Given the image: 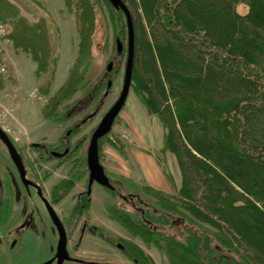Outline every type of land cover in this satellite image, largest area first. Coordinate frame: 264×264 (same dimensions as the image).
Wrapping results in <instances>:
<instances>
[{"label": "trees", "instance_id": "trees-1", "mask_svg": "<svg viewBox=\"0 0 264 264\" xmlns=\"http://www.w3.org/2000/svg\"><path fill=\"white\" fill-rule=\"evenodd\" d=\"M102 1L118 38L127 35L123 11L109 0H77L78 56L45 106L46 119H58L65 110L83 114L95 106L81 119L85 121L99 109L108 82L100 77L90 84L86 77L93 58L95 8ZM124 1L135 25L132 85L148 114L160 119L162 152L175 155L182 183L173 187L174 194L145 187L164 213L147 210L145 219L135 220L127 210L111 207L110 215L133 236L159 246L171 264H264V0ZM240 2L249 6L245 15L236 9ZM0 22L13 25L9 38L31 55L37 75L50 71L53 78L57 60L51 57L47 23H31L9 0H0ZM81 121L71 128L73 133ZM83 145L74 144L73 171L57 187L61 197L86 169ZM166 213H185L192 223L184 241L163 231L169 223ZM122 241L131 259L154 264L138 244Z\"/></svg>", "mask_w": 264, "mask_h": 264}, {"label": "rangeland", "instance_id": "rangeland-1", "mask_svg": "<svg viewBox=\"0 0 264 264\" xmlns=\"http://www.w3.org/2000/svg\"><path fill=\"white\" fill-rule=\"evenodd\" d=\"M9 1L15 4L19 8L20 15L31 23L40 20L47 23L51 57L56 58L57 67L53 78L50 71L37 75V63L31 55L21 48H16L14 41L9 38V32L11 28L13 29V25L10 23L9 26H5V29H0V63L6 68L5 71H0V126L7 132L15 146L24 150L29 165H33L32 169L41 176L42 185L46 193L50 194L53 186L73 171L72 163L69 161L62 164L56 159H49L48 161L39 157L35 149L32 148L33 142L45 141L57 144L60 139H65L68 136L67 131L71 128L74 129V124L80 122L86 113L95 111V106H88L83 114H72L65 110L55 120L46 119L43 114L45 106L49 105L51 98L57 94L68 79L78 56L80 36L76 18L78 13L77 0H71V4L66 0ZM236 9L240 14L245 15L249 11V6L240 2L237 4ZM95 11L96 28L92 35L93 58L86 80L88 79L92 84L98 78L103 77L106 83L112 80V86L104 88L96 114L85 121H81L80 126L78 124L80 128L68 136L72 141L80 140L84 143L81 154L84 156L85 162L86 150L94 129L121 93L127 57V35L122 38L123 41L120 39L122 36L118 38L119 35L115 33L113 23L110 20L109 9L104 1L97 3ZM118 40H121L125 47L121 53L117 51ZM111 61L114 63L113 70L108 72L107 65ZM83 93V90L79 91L72 101L75 98H80ZM69 102L64 105L69 104ZM126 116L131 118L135 116V119L138 120L148 119L150 122L145 131L148 135L151 133L156 138L154 142L162 140V132L156 119H154L155 117L152 118L149 114L143 112L132 85L126 104L116 118L109 136L101 140L100 159L102 164L108 166L105 171L115 186L119 188L123 186L121 189L123 194H137V197H134L137 199L127 202L132 205L136 204V206L133 205V208L132 205L127 204L124 199L119 197L120 195L113 197L112 193H108L101 185L95 183L93 205L87 215L79 217L82 220L79 221L78 226L70 227L72 233L68 248L77 252L80 257L89 259L94 257L95 261H100L99 264H104L102 262L104 258H110V260L116 262L112 264H133L132 261L120 254V250L116 246L118 242L124 244L123 239L131 240L138 244L146 255L152 258L154 264H171L168 256L159 246L154 243H146L139 236H133L121 223L113 220L106 210L109 205L114 204L127 210L135 220L145 219L147 210L154 214L164 213L154 198L147 194L145 187L150 186L167 194H174V191L180 188L182 183L181 172L175 155L170 151L165 153L160 151L157 154L162 160V165L173 177L174 186L164 174H162V177L165 186L156 188L147 185L145 176L137 165L135 149L133 148L134 142H132L136 139L134 140L125 121ZM148 135L145 136L148 137ZM146 144L145 147L152 148L150 142L147 141ZM85 168L82 171L83 178L81 177L71 193L55 206L61 218L71 225L78 222V219L76 220V217L73 216L75 196L78 192L87 188L88 168L87 166ZM45 172H47L46 179L44 178ZM129 172L132 177L122 180L126 178L125 174ZM4 176L11 177L16 187L23 188L21 184L15 182L17 181L16 170L9 156L7 146L0 138V178L2 179ZM25 195L28 207L33 213L30 219V228L39 234L40 241L37 243L34 254L23 255L24 258L23 256L20 258H23L22 261L26 264H37L53 253L57 239L48 213L35 191L28 190ZM22 196L23 191L21 190L19 202ZM166 214L169 217V223L164 226L163 231L184 241L187 236L185 230L192 223L185 217V213ZM83 223L88 225L85 227L86 231L92 228L91 231L94 233L83 232L81 230ZM193 228L203 231L200 225H193ZM100 229L105 232L108 238H113L115 246L110 245L106 239L100 237ZM213 244H219L215 237H213ZM31 249H35V247ZM3 251V243L0 241V264H7L8 260ZM84 260L87 262L86 259ZM109 263L111 264V262L106 264Z\"/></svg>", "mask_w": 264, "mask_h": 264}, {"label": "flooded vegetation", "instance_id": "flooded-vegetation-1", "mask_svg": "<svg viewBox=\"0 0 264 264\" xmlns=\"http://www.w3.org/2000/svg\"><path fill=\"white\" fill-rule=\"evenodd\" d=\"M70 133H72V129L67 131V135L70 136ZM78 142L80 143V140L72 141L70 137H65V139H60L57 142V144H51L45 141L33 142L32 148L35 149L39 157L45 160L49 161V159H56L58 160V162L62 164L64 162H69V161L70 163H72V158L74 157V151H75L73 147H74V144L76 145ZM16 149L22 157V162L25 168L24 178L22 177L10 153H9V156L16 170V180L17 181L15 182H17L18 184H21L23 188L16 187L14 184V180L11 177L7 178L4 176L2 179L0 178V241L3 243V249H4L3 253L8 260L7 264H26L25 262L22 261L24 258L23 255L26 256L28 254H34L36 247H37V243H39L40 241L39 234L30 228V219L33 213L30 211L27 201H26L25 192L27 193L28 190H34L37 196L39 197L40 201L42 202V205L46 209L48 213V217L53 225L54 233L57 239L56 246H55L53 253L49 257L38 262L37 264H99L100 261L99 262L95 261L96 259H94V257L90 259L80 257L78 256L77 252L69 250L68 248V244H69L71 233H72V229H70V227L78 226L79 221L82 220L80 218L87 215V213L90 212V209L93 205L94 184L97 182L93 184L92 189L90 191L89 190V169H88V178L86 182L87 188L84 191L78 192L75 196L73 216L76 217V220L78 219V222L77 224L73 223L71 225L69 224V222H66L64 219L61 218L60 214L57 212L55 208L56 204H59L62 200H64L75 187L73 186L72 189L64 197H61V192L58 190L57 187L64 179L69 178L70 175L60 180L57 184H55L51 190V193L47 194L44 186L42 185L41 176H39L36 173V171L32 169L33 165H29V160L26 157L24 150L21 148L18 149L17 147ZM87 150H86V166L88 168ZM72 168H73V163H72ZM45 173L46 174L44 175V178L46 179L47 172ZM111 182L114 185V188L112 189L108 187H104L99 183L97 184L101 185L106 191H108V193L114 192L112 193L113 197H116V195H120L119 197L124 199L126 203L130 202L131 200L137 199V198H134L135 196L137 197V194L127 193V195H125L121 192V189H122L121 187L119 188L118 186H115L112 180ZM21 190L23 191V196L20 197V202H19L18 199H19V195L21 194ZM129 205L131 206L132 204H129ZM133 205L136 206V204H133ZM133 205L132 207L134 208ZM111 207H116L117 209H123L121 207H117L114 204H111L106 208L108 213ZM51 209L57 214L58 218L60 219L64 227V232L66 236V249L69 255V257L68 258L65 257L64 260H62V258L66 256L67 254L61 252L58 248L63 230H62V227L61 229L59 228L60 226H58L56 220L54 219L53 217L54 214L52 213ZM113 220H116V219L113 218ZM82 225L83 226L81 230L85 232L86 231L85 227H87L88 225L87 223H83ZM91 230L93 229L89 228V230L86 232L94 233ZM99 234L101 235L100 237L102 239H106L105 232L102 231L101 229L99 231ZM106 241L110 245L112 246L114 245L113 243H111L110 240H106ZM128 241H131V240H128ZM116 246L117 248H119L120 254H122L124 258L129 259L130 261L133 262V264H139L134 259H131L127 255L125 251V245L123 243L118 242L116 243ZM32 247H35V249H31ZM22 256L23 258L21 259L20 257ZM84 259H86L87 262H85ZM102 262H104V264L108 262H111V264L116 263L114 262V260H110V258H104Z\"/></svg>", "mask_w": 264, "mask_h": 264}, {"label": "water", "instance_id": "water-1", "mask_svg": "<svg viewBox=\"0 0 264 264\" xmlns=\"http://www.w3.org/2000/svg\"><path fill=\"white\" fill-rule=\"evenodd\" d=\"M111 5L115 10H122L126 17L127 24V57H126V65H125V74H124V82L121 93L116 100V102L112 105V107L105 113L98 126L92 133L88 150H87V165L89 169V190L91 191L92 186L95 182L101 184L104 187H108L110 189L114 188L110 177L107 175L105 171V167L100 159V139L104 138L108 135L114 125V122L121 110L123 109L126 101L128 99L132 83H133V73H134V64H135V56H136V36H135V25L133 20V15L124 0H109ZM125 49L124 43L121 40L117 41V51L119 53L123 52ZM114 63L111 61L107 65V71L110 72L113 70ZM112 86V80L108 81V88ZM0 138L7 146V149L11 156L13 157L22 177L25 175V168L22 162V157L18 153L13 141L8 136L7 132L0 126ZM54 214L53 217L56 220L59 228L62 227V236L59 243V250L65 254L62 260L69 257L68 251L66 249V236L64 232V227L58 218L57 214L51 209Z\"/></svg>", "mask_w": 264, "mask_h": 264}, {"label": "crops", "instance_id": "crops-1", "mask_svg": "<svg viewBox=\"0 0 264 264\" xmlns=\"http://www.w3.org/2000/svg\"><path fill=\"white\" fill-rule=\"evenodd\" d=\"M141 106H142L143 112L148 114L146 108L143 106L142 103H141ZM149 116H151L152 118L155 117L154 119H156V122L162 132V140L154 142V139L156 138H154L151 133L149 135L146 133L145 128L146 126H148V123L150 122L148 119L138 120V119H135V116L134 117L132 116V118L129 116H126L125 121L128 127L130 128V132L133 135L134 140L136 139L135 141H132L134 142L133 148L135 149L134 152H135V156L137 159L136 161L138 163L137 165L139 166V170H142V173L145 176L144 178L146 179L148 183L147 185H151L156 188H161L162 186H165L162 174H164L165 176L166 174L160 164V161H159L160 159H158L157 152H160L163 149L164 128H163V125L160 119L157 116L155 115H149ZM145 135H148V137H146ZM147 141L150 142V147L152 148L145 147L147 145L146 144ZM104 167L107 170L108 166L106 164H104ZM130 172L133 173L132 171ZM129 173H126L125 174L126 178H123L122 180L131 178L132 175L131 173L130 174Z\"/></svg>", "mask_w": 264, "mask_h": 264}, {"label": "built area", "instance_id": "built-area-1", "mask_svg": "<svg viewBox=\"0 0 264 264\" xmlns=\"http://www.w3.org/2000/svg\"><path fill=\"white\" fill-rule=\"evenodd\" d=\"M0 29L2 30V29H5V26L0 22ZM0 30V31H1ZM5 66H3L1 63H0V71H5Z\"/></svg>", "mask_w": 264, "mask_h": 264}]
</instances>
